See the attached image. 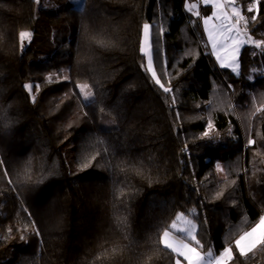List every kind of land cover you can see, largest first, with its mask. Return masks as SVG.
Segmentation results:
<instances>
[{
	"label": "trees",
	"instance_id": "16d2710c",
	"mask_svg": "<svg viewBox=\"0 0 264 264\" xmlns=\"http://www.w3.org/2000/svg\"><path fill=\"white\" fill-rule=\"evenodd\" d=\"M186 2L0 0V264H176L178 214L200 253L264 264L235 246L264 215V0H234L236 73Z\"/></svg>",
	"mask_w": 264,
	"mask_h": 264
},
{
	"label": "rangeland",
	"instance_id": "374dc122",
	"mask_svg": "<svg viewBox=\"0 0 264 264\" xmlns=\"http://www.w3.org/2000/svg\"><path fill=\"white\" fill-rule=\"evenodd\" d=\"M72 2L74 3L75 0H72ZM191 2L193 3L191 4ZM192 5H195V7L193 8ZM201 5L206 8V12L202 16L200 15ZM186 6L189 7L190 11L193 9L194 15L200 17L204 39L216 65L220 68H226L236 73L239 69L238 57L240 50L244 45L251 43L243 24L244 20L237 22L238 18L234 15L235 9L236 11H239L241 16H243L240 8L234 3V0H187ZM205 20H207V24H205ZM142 43L144 45V51L142 53L146 57L148 68L153 76V73L155 72L151 56L150 25L147 36L145 35L143 27L141 44ZM158 85L161 87L160 83ZM83 97L85 98V95H83ZM180 215L183 219L177 221L176 217L174 220L177 223V228L185 227V220H190L191 223L195 225L191 219L182 214ZM195 229L193 235L195 234ZM175 230L177 231V229ZM180 257L184 258L183 256ZM180 257L176 258V262L179 260L180 264H188L187 260L184 261L183 259H180Z\"/></svg>",
	"mask_w": 264,
	"mask_h": 264
},
{
	"label": "snow or ice",
	"instance_id": "6c2138e0",
	"mask_svg": "<svg viewBox=\"0 0 264 264\" xmlns=\"http://www.w3.org/2000/svg\"><path fill=\"white\" fill-rule=\"evenodd\" d=\"M36 3H39V0H35ZM194 8L195 5H192ZM253 6L249 7V11H252ZM234 15L238 18L237 22L240 20H244V17L240 15L239 11L234 9ZM256 17L253 16L254 20ZM247 23V21H245ZM205 24H207V20H205ZM149 25H144L145 35L148 34ZM21 40L24 38H30V32H21L19 33ZM261 44L257 42V47H260ZM215 47V45H214ZM141 51H144V45L141 44ZM219 59V57H218ZM153 78L156 79L155 73H153ZM156 83H160L159 79H156ZM29 91L31 90V85L24 86ZM81 90V93L85 94V99H88L92 95L91 91H87L85 93V89H88L87 84L78 85ZM163 87V85H161ZM166 92L170 91V89L165 88ZM212 125L209 123V128ZM205 136L208 135L207 132L204 133ZM89 165L86 163L84 167H88ZM219 168L220 166L217 165ZM183 217L178 214L177 221H180ZM185 227L177 228L176 221L173 222L171 228L177 229L178 232L182 233L183 236L178 238L170 230H165L163 235L160 237V243L164 245L166 249H169L171 252L176 253L178 256H183L185 260L188 261V264H226V260L230 261L233 259V253L231 247H226L222 253L218 256H214L213 251L211 249L205 255H201L200 252L197 251L196 247L191 246L189 243H186L185 240L195 241L196 245H199V241H196L195 236L193 235L195 225L191 223L190 220H185ZM23 239V237H21ZM236 248L239 251L241 256L247 257L249 252H252L253 249L257 248V246L264 247V216H261L259 223H257L254 227L251 228L250 231H246L235 241ZM176 264H180V261L177 260Z\"/></svg>",
	"mask_w": 264,
	"mask_h": 264
},
{
	"label": "crops",
	"instance_id": "0c3cea01",
	"mask_svg": "<svg viewBox=\"0 0 264 264\" xmlns=\"http://www.w3.org/2000/svg\"><path fill=\"white\" fill-rule=\"evenodd\" d=\"M192 3H193V2H191V4H192ZM185 6H186V5H185ZM185 8H186L188 11H190V10H189V7L186 6ZM191 10H192V11H190V12L194 15L193 9H191ZM263 216H264V215H263ZM259 221H260V220H259ZM258 223H259V222H258ZM250 230H251V228H250L249 230H247V231H250ZM170 231H171V233H173V234H174L175 236H177L178 238H181V237L183 236L182 233L176 231V230L173 229V228H172V230H170ZM245 232H246V231H245ZM162 235H163V234H162ZM241 235H243V233H242ZM241 235H240V236H241ZM194 236H195V234H194ZM240 236H239V237H240ZM239 237H238L237 239H239ZM237 239H236V240H237ZM185 242H186V243H189L187 240H185ZM189 244H190V243H189ZM162 245H163V244H162ZM190 245L193 246L192 244H190ZM235 246H236V244H235ZM163 247H164V245H163ZM193 247H194V246H193ZM236 249H237V248H236ZM197 251H198V250H197ZM237 251H238V250H237ZM198 252H199V251H198ZM238 252H239V251H238ZM174 254L176 255V258H179V257H180V256H178L176 253H174ZM205 254H206V253H205ZM205 254H202V253H201V255H205ZM214 256H218V255H215V254H214ZM180 259H183L184 261H186V260H185L184 258H182V257H180ZM226 262H227V260H226Z\"/></svg>",
	"mask_w": 264,
	"mask_h": 264
}]
</instances>
